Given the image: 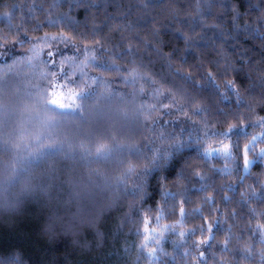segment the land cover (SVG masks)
Returning a JSON list of instances; mask_svg holds the SVG:
<instances>
[{
	"label": "clouds",
	"instance_id": "clouds-1",
	"mask_svg": "<svg viewBox=\"0 0 264 264\" xmlns=\"http://www.w3.org/2000/svg\"><path fill=\"white\" fill-rule=\"evenodd\" d=\"M25 2L0 26V264H264V0Z\"/></svg>",
	"mask_w": 264,
	"mask_h": 264
},
{
	"label": "snow or ice",
	"instance_id": "snow-or-ice-1",
	"mask_svg": "<svg viewBox=\"0 0 264 264\" xmlns=\"http://www.w3.org/2000/svg\"><path fill=\"white\" fill-rule=\"evenodd\" d=\"M75 3H79L80 0H74ZM10 15V13H9ZM55 103V101H54ZM226 174L230 171L228 169H224L223 170ZM201 190H207V185L206 184H202L201 185ZM258 199H257V206L259 208L260 205H264V191H262L261 193L257 194ZM256 210H253V212ZM181 213L183 215V210L181 209ZM261 215H264V213H261ZM143 231L146 234L144 237L145 240V246L146 247H152L153 243L156 241H159V251H156L154 249V255H153V261H158L159 260V254L161 252H163L164 250V240L166 239V233L168 231V227L167 225H165L164 227H159V225L157 224V228H152L151 225L149 224V221L147 219H145L144 221V227H143ZM184 234L181 233V236H183Z\"/></svg>",
	"mask_w": 264,
	"mask_h": 264
},
{
	"label": "trees",
	"instance_id": "trees-1",
	"mask_svg": "<svg viewBox=\"0 0 264 264\" xmlns=\"http://www.w3.org/2000/svg\"><path fill=\"white\" fill-rule=\"evenodd\" d=\"M150 2H155V0H150ZM160 2H162V0H160ZM5 8L9 10L10 15L4 16L0 14V26H10L22 11L26 17L29 15L26 11L27 3L21 4V0H0V11ZM34 163L38 165L40 161ZM237 258L239 259V254H237Z\"/></svg>",
	"mask_w": 264,
	"mask_h": 264
}]
</instances>
